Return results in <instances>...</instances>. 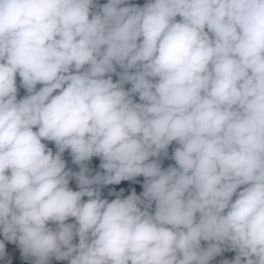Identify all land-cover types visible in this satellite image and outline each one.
Listing matches in <instances>:
<instances>
[{
	"label": "clouds",
	"instance_id": "clouds-1",
	"mask_svg": "<svg viewBox=\"0 0 264 264\" xmlns=\"http://www.w3.org/2000/svg\"><path fill=\"white\" fill-rule=\"evenodd\" d=\"M225 253L264 264V0H0V264Z\"/></svg>",
	"mask_w": 264,
	"mask_h": 264
},
{
	"label": "trees",
	"instance_id": "trees-1",
	"mask_svg": "<svg viewBox=\"0 0 264 264\" xmlns=\"http://www.w3.org/2000/svg\"><path fill=\"white\" fill-rule=\"evenodd\" d=\"M107 0H98V3H106ZM130 3H135L137 5H140V6H143L144 3L147 2V0H129ZM119 71V69H118ZM113 79L115 80L116 77L114 76ZM39 87V86H38ZM126 87H130V85H126ZM27 93L25 92V90L23 89H20L19 93H18V98H21L22 96L26 95ZM136 99L138 100V97H136ZM176 145L173 144L172 146H170L169 148V157L171 155V151L172 149L175 147ZM99 161H98V158H93V162H90V166L92 164H96L98 165ZM161 163H162V167H167L169 165H174V161H172L170 158H164L162 157L161 158ZM97 170H99L97 168ZM142 181H143V178H137V182H129V186L127 188V191L125 192V195L127 194H130L131 190L134 188L137 192V194H140L142 192ZM121 186H124L123 185V182H122V185ZM112 187H115V186H109V188H112ZM107 192V189H105V193ZM111 198H115V196H112ZM234 253H225L223 254L221 257H217L215 261L212 262V264H219V262L222 260V259H231V258H234ZM59 264H66V262H59Z\"/></svg>",
	"mask_w": 264,
	"mask_h": 264
}]
</instances>
